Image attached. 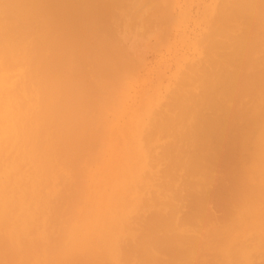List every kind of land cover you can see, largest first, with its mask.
I'll return each mask as SVG.
<instances>
[{
    "label": "bare ground",
    "instance_id": "6f19581e",
    "mask_svg": "<svg viewBox=\"0 0 264 264\" xmlns=\"http://www.w3.org/2000/svg\"><path fill=\"white\" fill-rule=\"evenodd\" d=\"M119 1L0 0V264H264V0L214 3V21L242 15L245 28L239 19L230 25L242 35L208 21L199 42L223 60L205 51L206 59L182 63L186 78L174 84L182 81L184 90L167 87L165 111L151 106L139 116L148 120L145 168L105 202L91 189L90 168L104 160L106 171L105 134L132 125L125 82L139 63L111 49L119 38L115 32L110 39L116 27L109 17L117 15L115 4L130 5ZM165 7H153L163 13L157 17L167 13L162 22L171 17L172 4ZM220 48L232 50H225L229 58ZM186 83L193 87L185 90ZM154 134L168 140L147 145Z\"/></svg>",
    "mask_w": 264,
    "mask_h": 264
},
{
    "label": "rangeland",
    "instance_id": "374dc122",
    "mask_svg": "<svg viewBox=\"0 0 264 264\" xmlns=\"http://www.w3.org/2000/svg\"><path fill=\"white\" fill-rule=\"evenodd\" d=\"M130 1V2H129ZM128 2L130 3V5H128V6H132V7H128L127 5L126 6H124L125 7V9H124V7H123V9L122 8H117V6H116V4H115V10H116V12H117V15H119V16H117V15H115V16H111V17H109L110 19H109V22H110V25L109 24H107V25H109V27H111L110 29L112 30V28H113V25H114V27H116L115 29L113 28V30H115L113 33L112 32H109V34L110 33H112L113 34V36H111V38H110V36H108L110 39H111V41H112V39H115L114 37H116V35L118 36V37H116V38H119L118 39V41L120 40V43H118V41L116 42V39L115 40H113L112 42H113V47L115 46V50L116 51H113V47L111 46V43H110V46H111V49H112V52H115V54H117V52L119 53V52H121V50L123 51V52H121V53H124L123 54V57H122V59L124 58V59H128L127 60V62L130 60V63H131V61L132 62H134L133 60H136L137 62H139L137 65L135 64V66H134V64L133 65H131V67L133 66L134 67V70L136 71H134L133 72V69H132V72H133V74L134 75H136V76H134L133 74H131L132 75V77H133V80H134V82H132L133 80H132V78L130 77V84H128L129 83V79H128V81H127V79H126V81L127 82H125V80H124V82L127 84V85H129L128 87L130 88L129 89V91H130V93H129V91L127 92V91H125V92H127V94H128V98L126 97V101L125 102H123V107L125 108V110L127 111V110H129L128 112H129V115L132 117V119H131V121H130V123H132V125L131 124H129V129L127 128V126L125 127V128H127L128 129V131H125V128L123 129L122 128V125H120L119 126V129H118V131H116V133L114 132V134H112L113 136H109L108 134L106 135L105 134V136H108V140L106 139V138H103L102 139V141L104 140V139H106L105 141H107V142H105L104 141V143H107L106 144V147L104 148L103 146H102V154H101V157H102V155H103V152H104V156H105V158L103 157V159H106V161H108L109 160V162H107L108 163V168L106 169V171H102V165L103 164H101V162H103L104 163V160H102V159H100V160H102L101 162L100 161H97V163H96V166L94 165V164H92V166H91V168L90 169H92L93 171H92V173H91V176H90V178H91V182H92V184H91V189H93L92 191H94V192H96V194H97V196L99 197L100 196V198L102 197L103 199H104V201L105 202H108V201H112V199L114 198H116L117 197V192L118 191H120V190H122L123 188H125V187H123V186H126L127 184H130L131 182H133L134 181V179H135V177H134V175H135V172H136V170L138 169V171H140V169H141V171L143 170V168H145V164H146V159L143 157V156H145V150H144V148H143V146H142V144H143V139H142V135L145 133V132H143V131H145V126H147L148 124H147V122H148V120L147 119H144V121H142L141 123L140 122H138V120H139V116L140 115H143L146 111H147V109H149V107L151 108V106L152 107H154L152 110H158L159 108H160V106L162 105L161 104V101L163 102H165L166 100H164L165 98L167 99V97H168V95H167V89L169 88V87H173V84L174 83H176V81H177V78H178V76L180 75V77L182 78V79H184L183 77H185V76H181V75H184V73L183 74H181V69L183 68H185V66L186 65H188V64H190L191 62L193 63V61H196L197 59L198 60H201L202 58L203 59H206V58H204V56H202V55H205L206 53H204L205 51L206 52H211V53H209V55H213V57H211V58H221V57H219V55H217L218 53H216V55H215V53H213V51L212 50H214V48H212V50L210 49H204V47L202 46L203 44H201L203 41L201 40V42H199V39L201 38L202 39V36H204V35H208V34H204V32H206L207 31V29L209 30V28H207V26L211 23V20L212 21H214V19H212V17H214V16H216V15H218L217 13H216V4H214V3H220V2H217V0H171L172 1V7L170 8L171 9V11H169V13L171 12V14H169L168 13V15H170L171 17H169L168 19H163L164 21H166V20H171L170 22L171 23H168V22H164V24L162 25H157V26H159V29L161 30H159L158 28L155 30L154 28H155V24H160L162 21L160 20V19H162V18H164L166 15H167V13H164V14H166L164 17H160L163 13H161V12H158V14L160 13V16H158L157 17V13H156V11L154 12V10H156L155 9V7L157 6L158 8V10H159V7L161 8V4H162V8H163V6H164V8H166L165 7V5L166 6H169V5H171V4H169V0H135V2H134V0H129ZM141 1V2H140ZM170 1V2H171ZM223 0H221V2H222ZM225 2H226V4L228 3L227 2V0H224ZM119 2H123L122 0L121 1H119ZM118 2V3H119ZM133 2V3H132ZM138 2H139V6H138ZM144 2V3H143ZM158 2V3H157ZM166 4H165V3ZM124 3H126V1L124 2ZM124 3H122V6H123V4ZM128 3V4H129ZM156 3H157V5H156ZM223 3V2H222ZM134 4H135V6H134ZM163 4H165V5H163ZM168 4V5H167ZM224 4V3H223ZM229 5H228V7L230 6V3H228ZM119 5H121V3L119 4ZM125 5V4H124ZM155 5V6H154ZM218 5V4H217ZM135 8H134V7ZM138 6V7H137ZM146 6H148V7H146ZM215 6V7H214ZM220 6H222V4L220 5ZM219 6V7H220ZM227 6V5H226ZM119 7V6H118ZM146 7V8H145ZM153 7H154V10H153ZM189 7V8H188ZM214 7V9H212ZM223 7V6H222ZM224 7H225V5H224ZM223 7V8H224ZM129 8V9H128ZM133 10H132V9ZM161 8V9H162ZM169 8V7H168ZM167 8V10H169ZM208 8V9H207ZM209 8H210V10H209ZM226 8V7H225ZM216 9V10H215ZM220 9H221V7H220ZM117 10H119L120 12H118ZM128 10H129V12H128ZM141 10H143V11H141ZM151 10H153V12L151 11ZM157 10V11H158ZM225 11H226V9H224ZM223 10V11H224ZM230 10V8H228V10L227 11H229ZM133 11V12H132ZM134 11H136V12H134ZM137 11H140V12H138V14H137ZM161 11H164V9L163 10H161ZM166 11V10H165ZM207 11V12H206ZM222 11V10H221ZM220 10L218 11V12H221ZM116 12H114V14L116 13ZM130 12H132L133 13V15H134V13H136L135 15L137 16L136 18L137 19H134V20H132V16L133 15H130V14H132V13H130ZM144 12H145V14H144ZM216 13V15H214V16H212L213 15V13ZM232 12L233 13H230V14H233L234 16L236 15V14H234L235 13V11H233L232 10ZM151 13H153V17H157V21H154V18L153 17H151L152 16V14ZM188 14V16H186V14ZM208 13V14H207ZM224 13V12H223ZM148 14V15H147ZM149 14L151 15V16H149ZM129 15L131 16L130 17V19L128 20V17H129ZM139 15V16H138ZM212 16L211 18L209 17V16ZM239 15V14H238ZM128 16V17H127ZM142 16V17H141ZM143 16H145V17H143ZM146 16H148V18L146 19V21H147V25H146V22H145V19L144 18H146ZM220 16V15H219ZM226 16V15H225ZM229 16V15H228ZM232 16V15H231ZM231 16H229V18L231 17ZM234 16H232V18L234 17ZM116 17V18H115ZM141 19H140V18ZM155 17V18H156ZM188 17V19H186V18ZM218 17V16H217ZM222 17V16H221ZM122 18V19H121ZM134 18H135V16H134ZM206 18V19H205ZM207 18L209 19V20H207ZM236 18V17H235ZM235 18H233V19H235ZM237 18H238V16H237ZM119 19H121L120 21H119ZM159 19V20H158ZM185 19V20H184ZM211 19V20H210ZM215 19H216V17H215ZM225 19V20H224ZM239 19V22H240V20L242 19V15H241V18L239 17L238 18ZM238 19H236V20H231V19H228L227 17L226 18H223V19H216L218 22H216V20L214 21V24H213V26L215 25V27L217 28V27H219V26H216L217 24H219V25H221V26H223V24H227L228 25V23H229V25H228V27H227V25L225 26V28H232V29H230L231 31V34H238L237 33V31L238 30H236V29H239L241 26H243L244 28H245V22L243 23V21L241 20V22L240 23H242V25H240V23L238 22ZM130 20L132 21V22H130ZM138 20V21H137ZM149 20H153L154 22H152L151 21V23H150V21ZM124 21V22H123ZM135 21V22H134ZM142 21V22H141ZM144 21V22H143ZM148 21H149V23H148ZM160 21V22H159ZM188 21V22H187ZM206 21H207V24H205L206 23ZM208 21H210V23L208 22ZM245 21V20H244ZM108 22V23H109ZM118 22H120V23H118ZM127 22V23H126ZM162 22V23H163ZM219 22H223L222 24H220ZM232 22V23H231ZM125 23L128 25H125ZM131 23V24H130ZM180 23V24H179ZM235 23L237 24V25H240V27L238 28H235L234 26V28L233 27H231L230 25H232V24H234L235 25ZM119 24V25H118ZM168 24H170V26H169V28L170 29H168L167 30V32H166V29H164V28H166V26L168 25ZM112 25V26H111ZM120 25H122V26H120ZM136 25V26H135ZM142 25H145V27L143 28V26ZM150 25H153V27L152 26H150ZM179 25V26H178ZM207 25V26H206ZM210 25H212V23L210 24ZM209 25V26H210ZM140 28H139V27ZM147 26H148V28H147ZM149 26H150V28H149ZM164 26V28H161V27H163ZM208 26V27H209ZM106 27H108V26H106ZM109 27H108V29H109ZM127 27V28H126ZM130 27V28H129ZM138 27V28H137ZM243 27H242V29L241 30H243ZM122 28V29H121ZM129 28V29H128ZM146 28L147 29H151L150 31H147L146 30ZM153 28V29H152ZM211 28V27H210ZM216 28H214V29H216ZM222 28V27H221ZM223 28H224V26H223ZM107 29V30H108ZM110 29H109V31H110ZM128 29V30H127ZM135 29V30H134ZM140 29V30H139ZM163 29V30H162ZM212 29V28H211ZM119 30V31H118ZM144 30V31H143ZM146 30V31H145ZM165 30V35L166 36H163L162 37V35H164V32L162 33V31H164ZM221 30V32L224 30H222V29H220ZM127 31V32H126ZM133 31V32H132ZM232 31L233 32H235V33H232ZM117 33L115 36H114V33ZM148 32H149V34H148ZM209 31H207V33H208ZM213 32H214V30H213ZM212 32V33H213ZM216 32V31H215ZM220 31H219V29L217 30V34L218 33H221ZM225 32H226V30H225ZM238 32H241L240 33V35H242V31H238ZM151 33V34H150ZM162 33V34H161ZM228 33V32H227ZM204 34V35H203ZM211 34V33H210ZM209 34V35H210ZM214 34H216V33H213V35ZM229 34V33H228ZM230 34V35H231ZM244 35H246L245 34V32L243 33ZM111 35V34H110ZM159 35H161V37L159 36ZM212 35V34H211ZM222 35V33L219 35V36H221ZM226 35V38H227V34H224V36ZM131 36V37H130ZM149 36V37H148ZM154 36V37H153ZM217 36L218 35H214V37L212 36V38H217ZM219 36H218V38H219ZM223 36V35H222ZM223 36V37H224ZM107 37V39H108V41L110 40L109 38ZM113 37V38H112ZM208 37H210V36H205V39H207ZM223 37H221V39L223 40V42L224 41H227L226 42V46H228V44H229V41H228V38L230 37H228L226 40H224L223 39ZM238 37V36H237ZM125 38V39H124ZM153 38V39H152ZM161 38H163L162 40H161ZM165 38V39H164ZM231 38H234L233 36L231 37ZM124 39V40H123ZM127 39H128V41H127ZM196 40H197V42H196ZM210 40V39H209ZM217 40V39H216ZM222 40H220V38H219V41H221V42H219L218 40L216 41L217 42V45H218V43H221L222 44ZM231 40L232 39H230V42H231ZM98 41V40H97ZM100 41V40H99ZM105 41V42H107V43H109V42H111V41ZM123 41V42H122ZM148 41V42H147ZM159 41H161V42H159ZM205 41L206 40H204V45H206L205 44ZM211 41V40H210ZM215 42V40H212L211 42ZM103 41H101V43H102ZM155 43V45H154V43ZM158 42V43H157ZM106 43V44H107ZM117 43V45L119 46V47H121V45H122V43H123V45L126 47V49H129L128 50V52H129V56H130V59H129V56H128V52L126 51V49H124V48H118L117 47V45H115V44ZM134 43V44H133ZM197 43H199V45L197 44ZM206 43H208L207 41H206ZM225 43V42H224ZM224 43L222 44V46L224 45ZM228 43V44H227ZM103 44V43H102ZM150 44V45H149ZM164 44V45H163ZM213 44L214 43H212V45L211 46H213ZM232 44H233V42H232ZM232 44H229V46H231ZM132 45V46H131ZM135 45V46H134ZM208 45V44H207ZM225 45H224V47H225ZM109 46V45H108ZM109 46V47H110ZM123 46V47H124ZM214 46H215V44H214ZM219 46H220V44H219ZM222 46H221V48H222ZM107 47V46H106ZM109 47H108V49H109ZM149 47V48H148ZM207 47V46H206ZM217 47V46H216ZM216 47H215V51H216ZM223 47V48H224ZM157 48V49H156ZM208 48V47H207ZM221 48L219 49V51L221 50ZM222 48V49H223ZM230 48H232V47H229V49ZM110 49V50H111ZM117 49H119L118 51H117ZM125 51H124V50ZM134 50V51H133ZM137 50V51H136ZM218 50V49H217ZM225 50L227 51V53H229L230 51H232V50H228V48H225ZM225 50L223 51L224 52V54H223V52L222 51H220V52H222L221 54H223L224 56L223 57H226L225 55H227V58H229L228 56L231 54V52H230V54L228 55V54H225ZM132 51H133V53H132ZM143 52V57H142V54H140V53H142ZM146 51V52H145ZM111 52V53H112ZM219 52V53H220ZM137 53V54H136ZM145 53V54H144ZM220 54V55H221ZM119 55H120V53H119ZM141 55V56H140ZM147 55V56H146ZM209 55H208V59H209ZM113 56H114V58H115V55L113 54ZM149 56V57H148ZM201 56H202V58H201ZM206 56V55H205ZM218 56V57H217ZM222 56V55H221ZM119 57V56H118ZM207 57V56H206ZM121 58V57H120ZM201 58V59H200ZM227 58H224L225 60L227 59ZM115 59H117V57L115 58ZM119 59V58H118ZM123 59V62L125 61ZM140 59V60H139ZM143 59H144V62H143ZM215 59H213V62H214V60ZM212 60V59H211ZM221 60H223V58H221L220 59V61ZM188 61V62H187ZM203 62H204V60H202ZM201 61V62H202ZM217 61V60H216ZM215 61V62H216ZM219 61V62H220ZM120 62H122L121 60H120ZM141 62V63H140ZM179 62V63H178ZM183 62H185L184 64H185V66L182 64ZM187 62V63H186ZM197 62V61H196ZM199 62V61H198ZM218 62V61H217ZM126 63V62H125ZM136 63V62H135ZM175 63L177 64L176 66H175ZM124 64V63H123ZM127 64H129V63H127ZM194 64H198V63H195L194 62ZM120 65V64H119ZM142 65V66H141ZM199 65V67H200V63L198 64ZM198 65H197V67H198ZM121 66V65H120ZM127 66H129V65H127ZM138 66V67H137ZM179 66V67H178ZM182 66H184V67H182ZM191 66V65H190ZM196 66V65H195ZM195 66L193 67V69L195 68ZM131 67H129V70H130V68ZM187 67V66H186ZM192 67H191V69H192ZM127 69H128V67H126ZM174 68H176V71H175V69ZM190 68V67H189ZM188 68V69H189ZM124 69H125V67H124ZM178 69V70H177ZM126 70V69H125ZM175 71V73H174V71ZM195 70V69H194ZM180 71V72H179ZM184 72H185V70H183ZM182 71V72H183ZM124 72V71H123ZM128 72V71H127ZM177 72H179V73H177ZM191 72V71H190ZM131 73V72H130ZM164 73V74H163ZM173 73V74H172ZM176 73H177V77L175 78V77H173V79L171 78L172 77V75L173 76H176ZM192 73H194V71L192 72ZM191 73V74H192ZM196 73V72H195ZM175 74V75H174ZM186 74V73H185ZM129 75V74H128ZM193 75V74H192ZM192 75H190V76H192ZM127 76V75H126ZM189 76V75H188ZM164 77V78H163ZM179 77V78H180ZM193 77V76H192ZM192 77H191V79H190V77H187V78H189V79H187V81H189L190 83L193 81V79H192ZM186 78V77H185ZM136 79H138L137 81H135ZM172 80H173V82H172ZM190 80H192V81H190ZM182 82V81H181ZM181 82H179L180 84H174V87H183L184 88V86L183 85H181ZM184 83H185V81H183ZM124 83V84H125ZM132 83H134V84H132ZM138 84H140V85H138ZM186 84H188V83H186ZM162 85V86H161ZM177 85V86H176ZM179 85H181V86H179ZM126 86V85H125ZM133 87V88H131V87ZM152 86H154V87H152ZM188 86H190V87H188ZM168 87V88H167ZM181 87V88H182ZM193 87V85H186L185 86V90H186V88L188 89H190V88H192ZM151 88H152V90H151ZM155 88V89H154ZM165 89V90H162V89ZM182 88V89H183ZM128 89V88H127ZM126 89V90H127ZM168 90H170V88L168 89ZM184 90V89H183ZM136 91V92H135ZM144 91V92H143ZM147 91H148V93H147ZM151 91V92H150ZM153 91V92H152ZM155 91V92H154ZM171 91V90H170ZM133 94H132V93ZM161 92V93H160ZM147 93V94H146ZM153 93H154V95H153ZM166 93V95H164ZM169 94H170V92H168ZM132 94V95H131ZM136 96H135V95ZM142 94V95H141ZM144 94H146V95H144ZM134 95V97H132ZM149 95V96H148ZM163 95V96H162ZM171 95V94H170ZM169 95V96H170ZM131 96V97H130ZM146 96V97H145ZM166 96V97H165ZM147 97H149V98H147ZM165 97V98H164ZM134 98V99H133ZM146 98V99H145ZM129 99V100H128ZM153 99V100H152ZM169 99V98H168ZM170 99H171V97H170ZM148 100V101H147ZM172 100V99H171ZM170 100V101H171ZM169 101V102H170ZM132 103L130 106H131V108H129L128 107V104L127 103ZM156 102V103H155ZM160 103V104H159ZM142 104V105H141ZM144 104H146V105H144ZM164 104V103H163ZM166 104H167V102H166ZM165 104V105H166ZM150 105V106H149ZM160 105V106H159ZM161 106L162 107V109L164 110V107H168V105H166V106ZM141 108H140V107ZM143 106V107H142ZM139 107V108H138ZM148 107V108H147ZM138 108V109H137ZM161 109V110H162ZM168 109V108H167ZM161 110H159V111H161ZM135 111V112H134ZM137 111V112H136ZM141 112L140 114H139V112ZM165 111V110H164ZM166 112H167V110H166ZM165 112V113H166ZM161 113V112H160ZM164 113V112H163ZM162 113V114H163ZM158 114H159V112H158ZM161 114V115H162ZM164 115V114H163ZM135 119H136V122H135ZM134 122V123H133ZM131 127V128H130ZM133 127V128H132ZM121 129L122 130H124L125 131V133L124 132H122L121 131ZM126 129V130H127ZM138 129V130H137ZM140 129V130H139ZM135 130H137V134H136V131ZM126 133H127V135H126ZM117 134H119L118 136H117ZM131 134V135H130ZM147 134V133H146ZM146 134H144V135H146ZM159 134H161V133H159ZM125 135V136H124ZM137 135H138V137H137ZM155 135V137L154 138H151L150 139V137L149 136H147V137H149V139H148V142H147V145H149L150 146V144L151 143H153L152 145H154V143L156 144V142H158V143H162L163 142V140H164V142H165V140H168V137H166V136H162V137H160V136H158L157 138H156V134H154ZM225 135H232V133L230 134V132H228V134H225ZM225 135L223 136V137H225ZM234 135V134H233ZM127 136V137H126ZM130 136V137H129ZM118 137V138H117ZM232 137V136H231ZM230 136H229V139H232ZM144 138V137H143ZM118 139L120 140L119 141V143H117V141H118ZM128 139H129V142H128ZM133 139V140H132ZM221 139V138H220ZM222 139H224V138H222ZM225 139H226V137H225ZM224 139V140H225ZM228 138H227V141L229 140ZM123 140V141H122ZM145 140V139H144ZM149 140H151V141H149ZM102 141H100V142H102ZM121 141H122V143H121ZM126 143H125V142ZM137 141V142H136ZM222 142H223V140H221ZM226 141V140H225ZM226 141V142H227ZM221 142V143H222ZM226 142H224V143H226ZM144 143H145V141H144ZM223 143V144H224ZM102 143H100V145H101ZM138 144V145H137ZM223 144H220L219 143V146L221 145V146H223ZM144 145V144H143ZM225 145V144H224ZM98 146H99V143H98ZM111 146V147H110ZM220 146V148L222 149V147ZM101 147V146H100ZM100 147H98V148H100ZM225 147V146H224ZM227 148V147H226ZM107 149V150H106ZM220 149V150H221ZM223 149H225V148H223ZM121 150H122V152H121ZM108 151V152H107ZM125 151V152H124ZM197 151H199V150H197ZM200 153H202V151H199ZM120 153V154H119ZM123 153V154H122ZM199 153V154H200ZM112 154H114L115 156H113ZM118 154H119V157H118ZM136 155V156H135ZM138 155V156H137ZM120 156L122 157V158H120ZM141 156V157H140ZM108 159H107V158ZM122 161H121V160ZM249 159H250V162L251 163H253L254 161H255V156L252 154L250 157H249ZM99 160V159H98ZM120 160V161H119ZM114 163H113V162ZM135 161V162H134ZM99 162V163H98ZM133 162V163H132ZM143 162V163H142ZM111 163H113V164H111ZM117 163V164H116ZM121 163V164H120ZM140 163V164H139ZM110 164V165H109ZM137 164V165H136ZM112 165H113V167H112ZM99 166V167H98ZM115 166H117V167H115ZM120 168V169H119ZM125 168V169H124ZM128 168H129V171H128ZM117 169V170H116ZM126 170V171H125ZM112 171V172H111ZM118 171V172H117ZM111 172V173H110ZM131 172V173H130ZM110 173V174H109ZM116 173V175H114ZM100 174V175H99ZM98 175V176H97ZM103 175V176H102ZM109 177H108V176ZM112 176V177H111ZM116 176V177H115ZM125 176V177H124ZM96 177V178H95ZM98 177V178H97ZM101 177H102V179H101ZM115 177V178H114ZM94 178V179H93ZM117 178V179H116ZM114 179V180H113ZM121 179V180H120ZM130 179H131V181H130ZM94 180H96V181H94ZM105 183H104V182ZM108 181H110V182H108ZM119 181V182H118ZM103 182V183H102ZM112 182V183H111ZM96 183V184H95ZM111 183V184H110ZM119 183V184H118ZM107 184H109V185H107ZM95 186V187H94ZM112 186V187H111ZM114 186V187H113ZM116 186V187H115ZM121 186V187H120ZM104 187H106V188H104ZM108 189V190H107ZM103 191V192H102ZM111 191V192H110ZM100 194V195H99ZM106 194V195H105ZM108 198V199H107ZM107 200V201H106ZM101 264V263H100Z\"/></svg>",
    "mask_w": 264,
    "mask_h": 264
}]
</instances>
